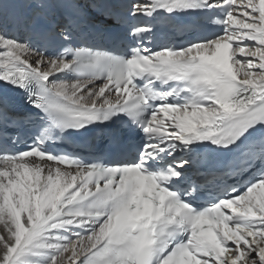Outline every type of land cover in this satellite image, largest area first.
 Instances as JSON below:
<instances>
[{"label": "snow or ice", "instance_id": "snow-or-ice-1", "mask_svg": "<svg viewBox=\"0 0 264 264\" xmlns=\"http://www.w3.org/2000/svg\"><path fill=\"white\" fill-rule=\"evenodd\" d=\"M0 225V264H264V0H0Z\"/></svg>", "mask_w": 264, "mask_h": 264}, {"label": "bare ground", "instance_id": "bare-ground-1", "mask_svg": "<svg viewBox=\"0 0 264 264\" xmlns=\"http://www.w3.org/2000/svg\"><path fill=\"white\" fill-rule=\"evenodd\" d=\"M110 98V97H109ZM0 227H2V225H0Z\"/></svg>", "mask_w": 264, "mask_h": 264}]
</instances>
